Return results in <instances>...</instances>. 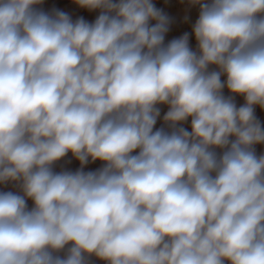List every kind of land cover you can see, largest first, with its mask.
I'll use <instances>...</instances> for the list:
<instances>
[{"label":"clouds","instance_id":"9594fccd","mask_svg":"<svg viewBox=\"0 0 264 264\" xmlns=\"http://www.w3.org/2000/svg\"><path fill=\"white\" fill-rule=\"evenodd\" d=\"M42 2L0 0V264H264V0H188L196 50L153 0Z\"/></svg>","mask_w":264,"mask_h":264},{"label":"rangeland","instance_id":"374dc122","mask_svg":"<svg viewBox=\"0 0 264 264\" xmlns=\"http://www.w3.org/2000/svg\"><path fill=\"white\" fill-rule=\"evenodd\" d=\"M153 4L159 10H161L170 19L169 30L165 34V44L173 39H177L183 36L185 33L189 34V45L193 50H196V40L193 34V25L199 17V5L190 6L188 0H153ZM39 10L46 13H51L53 10H60L67 13L73 21L83 18L85 21L92 23L99 15V10L89 11L86 8H82L73 0H43L42 4L36 6ZM65 8V9H64ZM154 24L155 21H151ZM215 66H210V70H213ZM221 80H226V76H222ZM223 94L227 97L232 95L227 88L223 90ZM237 107H240V103H245L244 97L236 95L234 97ZM161 115L157 120L154 130L161 128L163 125V115L167 112V105H160ZM255 116L264 127V109L259 106L255 108ZM191 118L184 123V127L191 131L190 128ZM167 130V129H166ZM220 151L219 149L217 150ZM256 154H264V144L255 145ZM135 154V153H134ZM103 163L99 160L90 162L84 167V171H96L101 168Z\"/></svg>","mask_w":264,"mask_h":264},{"label":"crops","instance_id":"0c3cea01","mask_svg":"<svg viewBox=\"0 0 264 264\" xmlns=\"http://www.w3.org/2000/svg\"><path fill=\"white\" fill-rule=\"evenodd\" d=\"M240 104H241L240 106H242L243 102ZM79 168H80V162L78 160H76L75 158H73L71 153H68V155L66 157H64L61 161L57 162L54 165L53 170L55 172H60L62 170L74 172ZM8 191L19 194V189L13 183L0 184V192H8ZM33 206H34L33 201L31 199H28L27 200L28 209L30 210ZM61 255H63V253H61ZM89 264H105V262L102 260H99L95 257H90L89 258Z\"/></svg>","mask_w":264,"mask_h":264}]
</instances>
